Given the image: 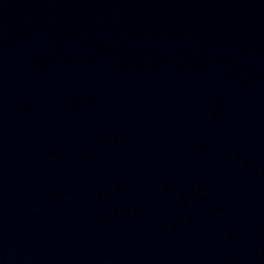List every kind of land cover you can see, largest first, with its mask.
<instances>
[{
    "label": "water",
    "instance_id": "1",
    "mask_svg": "<svg viewBox=\"0 0 264 264\" xmlns=\"http://www.w3.org/2000/svg\"><path fill=\"white\" fill-rule=\"evenodd\" d=\"M0 264H264V0H0Z\"/></svg>",
    "mask_w": 264,
    "mask_h": 264
}]
</instances>
